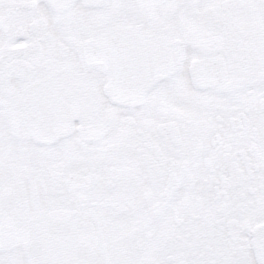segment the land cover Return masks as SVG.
I'll return each instance as SVG.
<instances>
[{"label":"snow or ice","instance_id":"obj_1","mask_svg":"<svg viewBox=\"0 0 264 264\" xmlns=\"http://www.w3.org/2000/svg\"><path fill=\"white\" fill-rule=\"evenodd\" d=\"M0 264H264V0H0Z\"/></svg>","mask_w":264,"mask_h":264}]
</instances>
